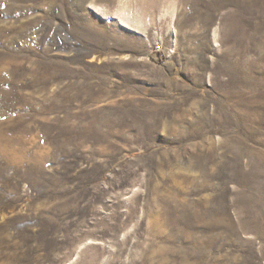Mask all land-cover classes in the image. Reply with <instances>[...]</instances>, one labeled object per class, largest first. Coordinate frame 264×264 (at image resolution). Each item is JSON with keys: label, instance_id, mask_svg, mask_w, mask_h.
<instances>
[{"label": "rangeland", "instance_id": "374dc122", "mask_svg": "<svg viewBox=\"0 0 264 264\" xmlns=\"http://www.w3.org/2000/svg\"><path fill=\"white\" fill-rule=\"evenodd\" d=\"M0 264H264V0H0Z\"/></svg>", "mask_w": 264, "mask_h": 264}]
</instances>
